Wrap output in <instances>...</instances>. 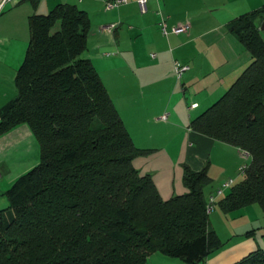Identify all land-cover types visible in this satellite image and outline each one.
Returning <instances> with one entry per match:
<instances>
[{"label":"trees","instance_id":"1","mask_svg":"<svg viewBox=\"0 0 264 264\" xmlns=\"http://www.w3.org/2000/svg\"><path fill=\"white\" fill-rule=\"evenodd\" d=\"M262 21L264 4L228 22L251 62L189 124L250 156L243 178L215 199L225 214L252 204L264 210ZM28 28L16 94L0 107V136L26 124L39 144V162L5 193L0 264H145L152 253L197 264L219 249L206 213V166L184 165L186 192L167 199L133 166L149 150L135 146L98 72L81 57L88 14L57 4L30 15ZM233 264H264V249Z\"/></svg>","mask_w":264,"mask_h":264},{"label":"crops","instance_id":"2","mask_svg":"<svg viewBox=\"0 0 264 264\" xmlns=\"http://www.w3.org/2000/svg\"><path fill=\"white\" fill-rule=\"evenodd\" d=\"M105 1L11 0L2 4L0 107L16 94L14 78L29 42V16L47 14L57 4L75 5L90 18L86 57L101 77L135 146L154 151L133 166L140 174L152 177L163 199L186 192L184 165L195 171L206 166L216 190L225 181L222 175L232 179L237 174L242 151L193 131L189 124L250 64V53L227 24L262 6L264 0H146L145 12L140 11L138 0L112 9H105ZM161 22L168 28L187 22L190 28L164 35ZM174 61L189 67L179 83ZM170 150L175 151L167 152ZM38 162L39 144L26 124L0 136V209L8 205L5 193L16 178ZM253 205L227 213L241 223L238 228L232 226L225 240L217 233L221 247L197 264H233L257 248L264 249V240H257L255 232L248 230L262 229L263 237L264 223H242L243 219L254 222L264 217V210ZM227 214L223 218H228ZM145 264L187 263L152 253Z\"/></svg>","mask_w":264,"mask_h":264},{"label":"rangeland","instance_id":"3","mask_svg":"<svg viewBox=\"0 0 264 264\" xmlns=\"http://www.w3.org/2000/svg\"><path fill=\"white\" fill-rule=\"evenodd\" d=\"M262 32V35L264 36V30H262L261 31ZM87 54H88V52H87V49L81 54V57H86L87 56ZM178 83L180 82V80L179 79H177L176 80ZM180 86V85H179ZM172 149V148H171ZM147 150H149L148 151V153H146V154H144L143 156L141 155V156H139V157H135L134 158V162H132L134 165H135V163H137V161H140V159H144V157H147V156H149L148 154H153L154 153V151H151L150 149H147ZM173 151H175V150H173ZM172 150H170V151H167V152H170V153H172L173 152ZM227 158H229V157H227ZM219 159H221V157H219ZM216 160V159H215ZM249 157L248 158H245V157H243L242 155H241V158H240V166H239V168H238V170L240 169V167L242 166V165H245V164H247L248 162H249ZM217 164H218V161H217ZM230 168L232 169V165L230 166ZM214 171H217V174L219 173V170H218V168H216V167H214ZM225 176V177H224ZM223 177H224V180L226 181V180H228V178L229 177H227V175H222V179H223ZM243 178V173H241L240 171H238L237 172V174H234V175H232V179H233V181L234 182H238V181H240L241 179ZM222 184V183H221ZM221 184L219 185V186H221ZM215 185H214V183H213V181H211L207 186H205V188H204V193L205 194H207L210 190H213L215 187H214ZM214 187V188H213ZM215 190V189H214ZM214 190L212 191V192H214ZM227 191H229V188H227ZM254 207H256L257 209H259V211H262L261 210V208L257 205V204H255V205H253ZM225 213H223L218 207H216L214 210H213V213L209 216V222H210V227L211 228H213L219 235H220V238L222 239V240H225L226 239V237L227 236H229V234L232 232V230L234 229L233 227H237L238 228V226H236L238 223H241V220H239L238 218H236V219H232V218H229V215H228V218H226V217H224L223 218V215H224ZM229 219V220H228ZM222 220V221H224L225 223L224 224H222L220 221ZM226 220V221H225ZM254 220V219H253ZM253 220H251V221H246L245 219H243V221H242V223L243 224H247V223H249V224H252V226L254 225V226H258L259 224H263L264 222H263V220H264V217L263 218H257V220H255L254 222H253ZM233 226V227H232ZM251 226V225H250ZM248 230H250L251 232L253 231V232H255V237L257 238V240H261V239H263L264 240V236L263 237H261V234H262V229H258V228H256V227H251V228H249ZM261 231V232H260ZM260 232V233H259ZM262 240V241H263ZM261 241V242H262Z\"/></svg>","mask_w":264,"mask_h":264},{"label":"built area","instance_id":"4","mask_svg":"<svg viewBox=\"0 0 264 264\" xmlns=\"http://www.w3.org/2000/svg\"><path fill=\"white\" fill-rule=\"evenodd\" d=\"M8 1H11V0H3L2 3H0V10L2 8V4H4L5 2H8ZM128 0H106L105 1V9H112V8H115V7H118L119 5H122V4H125ZM138 3V6H139V9L141 12H145L146 11V0H138L137 1ZM160 26H161V31L164 35H167L169 33H181V32H186L189 30L190 28V24L189 23H184V24H178V25H175V26H172L170 28L167 27L166 23L164 22H161L160 23ZM173 67H174V73H175V76L177 79H180L182 74L188 70V65H185V64H181L180 62L178 61H174L173 62ZM196 104H191V107H194ZM162 119H165L166 118V115H163L161 117ZM242 156L245 157V158H250L249 154L246 152V151H242L241 152ZM248 164V163H247ZM247 164L245 165H242L239 169V171L241 173L244 172ZM234 183L233 179H228L224 182H222L221 186H219L215 192V194H211L209 195V197L207 198V203H206V213L209 215L213 212L214 208H215V205H216V202H215V199L217 196H220L227 188H229L232 184Z\"/></svg>","mask_w":264,"mask_h":264},{"label":"water","instance_id":"5","mask_svg":"<svg viewBox=\"0 0 264 264\" xmlns=\"http://www.w3.org/2000/svg\"><path fill=\"white\" fill-rule=\"evenodd\" d=\"M260 30H264V21H262V23L260 25Z\"/></svg>","mask_w":264,"mask_h":264}]
</instances>
